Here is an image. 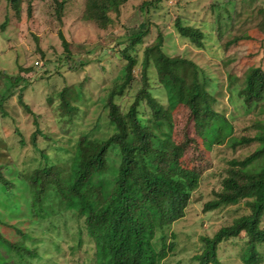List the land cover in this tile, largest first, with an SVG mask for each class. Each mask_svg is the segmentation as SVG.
<instances>
[{"label": "trees", "instance_id": "trees-1", "mask_svg": "<svg viewBox=\"0 0 264 264\" xmlns=\"http://www.w3.org/2000/svg\"><path fill=\"white\" fill-rule=\"evenodd\" d=\"M22 1L7 0L15 13H19ZM127 1L87 0L86 16L100 21L109 19L111 13L118 17ZM161 2L144 0L139 9L150 14V20L142 19L127 38L117 44L124 73L122 81L108 91L105 103L112 133L105 138L81 135L73 144L68 141L70 147H63L57 140L52 143L35 121L29 143L38 154L37 160L31 167L17 171L28 207L26 229L0 217V264H36L34 260L42 257V252L64 249L65 242L58 239L66 238L68 233L75 242V246L70 245L72 252L83 255L84 261L77 264H87L89 259L93 264H162L175 252L178 241H182L172 226L185 215L192 193L201 181L198 170L181 164L178 149L172 146L170 134L164 129V126L172 128V111L177 105L190 110L193 121L211 144L226 142L236 150L239 146L255 143L249 154L227 160L221 187L203 204L204 211H213L243 200L248 213L221 225L210 236H201V246L191 259L197 264H221L220 244L242 234L238 258L244 264L264 261L261 251L264 248V226L261 225L264 215V120L255 122L256 131L251 136L232 135L231 123L216 108L218 99L207 88L209 78L202 75L193 60L166 54L161 48L162 31L143 47V55L139 57V47L144 43L154 15L152 11ZM233 2L224 0V3ZM64 3L65 0H54L58 18ZM238 14L240 12L235 10L231 19L240 16ZM170 23L180 37L195 47L205 46V35L200 27L182 21L178 15L171 16ZM58 34L64 47L58 60L68 64L74 58L61 31ZM245 37L234 36L227 44L245 40ZM81 64L83 62L79 61ZM31 69L23 64H19L13 74L0 69V78L9 80L4 93H0L1 114H6L2 107L4 99L14 94L16 86L24 80L22 73ZM152 69L158 88L151 85ZM136 78L140 85L137 84L136 91L130 95ZM24 88L21 86L18 91V101L31 112L22 97ZM242 92L243 102L248 107L263 99L264 69L259 64L249 66L243 74ZM127 95L131 101L125 104L122 98ZM58 98L62 115L71 121L79 111L73 104L80 99L77 92L64 86L58 91ZM260 110L264 112V107ZM39 139L51 141L52 149L59 154L51 157L46 147L38 145ZM24 144L25 140L20 138L17 148ZM12 146H5L10 159L0 164L2 195L3 192L11 193L16 186L5 175V170L11 169L9 160L13 162ZM14 207L18 209L17 205ZM70 222L75 224L77 231L72 230ZM51 231L55 234H49L50 245H47L43 234ZM85 239V244L92 245L90 253L83 247Z\"/></svg>", "mask_w": 264, "mask_h": 264}, {"label": "rangeland", "instance_id": "rangeland-1", "mask_svg": "<svg viewBox=\"0 0 264 264\" xmlns=\"http://www.w3.org/2000/svg\"><path fill=\"white\" fill-rule=\"evenodd\" d=\"M143 1L128 0L121 7L118 17L111 13L109 19L100 21L86 16L87 0H65L60 18L55 14L54 0H23L19 13L14 12L7 0H0V69L13 74L19 64L32 68L23 71L24 80L16 86L14 94L4 99L2 107L6 114L0 112V164L10 159L5 146L13 145V162L9 160L11 169L5 170V175L16 185L11 193L3 192L2 195L0 192L2 220L26 229L28 207L17 171L31 167L37 160L38 154L29 143L35 121L50 136L52 143L57 140L63 147H70L68 141L73 144L81 135L105 138L112 133L105 103L108 91L122 81L124 73L117 44L125 40L142 19L150 20V14L139 9ZM235 10L240 12V16L231 19L230 15ZM152 12L149 31L139 47V57L143 55V47L162 31V50L168 55H181L193 60L202 70V75L209 78L207 88L218 99L216 108L231 123L232 135H253L255 122L264 120V112L260 110L264 107V97L255 105L246 106L242 98V78L249 66L259 64L264 69V0H234L232 4L224 3V0H162ZM175 15L203 30L204 47H195L175 32L170 23L171 16ZM59 31L74 58L68 64L58 60L64 48ZM234 36L248 38L227 44ZM35 61L39 64L34 65ZM79 61L83 64L79 65ZM150 77L151 85L158 88L153 69ZM24 81L28 82L25 84ZM8 82L6 77L0 78V93H4ZM137 84L139 80L136 78L130 95L136 91ZM21 86H25L22 97L31 112L26 111L18 101ZM64 86H70L80 98L73 102L79 111L71 121L68 116L62 115L59 107L58 91ZM130 95L122 98L125 104L131 101ZM160 97L166 106L163 95ZM172 117V128L169 130L164 126V129L170 134L172 146L178 149L181 164L198 170L201 181L192 193L185 215L172 226L182 241H178L175 252L170 253L162 264H197L191 258L201 246L200 237L210 236L221 225L248 213L243 200L213 211H204L203 204L213 198V191L221 187L227 160L249 154L255 143L239 146L236 150L226 142L211 144L193 121L190 110L183 105L173 109ZM20 138L25 140V144L17 148ZM38 142L40 147H46L51 157L56 155L51 141L39 139ZM16 205L18 209H15ZM70 224L72 230L77 231L75 224ZM261 225L264 226V215ZM49 234L54 236L55 233L43 234L47 245H50ZM71 237L72 234L68 233L66 238L58 239L65 242L60 252L48 248L51 253L42 252V257L34 262L77 264L84 261L83 255L72 252L70 245L75 246V242L71 241ZM242 238L240 234L220 244L218 255L221 264H244L237 256ZM85 241L83 247L90 253L92 245L85 244ZM261 251L264 252V248ZM93 262L87 260V264Z\"/></svg>", "mask_w": 264, "mask_h": 264}, {"label": "built area", "instance_id": "built-area-1", "mask_svg": "<svg viewBox=\"0 0 264 264\" xmlns=\"http://www.w3.org/2000/svg\"><path fill=\"white\" fill-rule=\"evenodd\" d=\"M37 65L39 64V61L38 62H35Z\"/></svg>", "mask_w": 264, "mask_h": 264}]
</instances>
